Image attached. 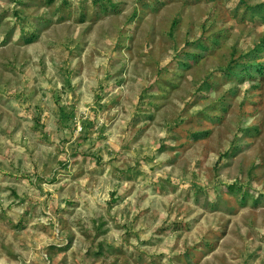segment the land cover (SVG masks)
<instances>
[{
	"label": "rangeland",
	"instance_id": "obj_1",
	"mask_svg": "<svg viewBox=\"0 0 264 264\" xmlns=\"http://www.w3.org/2000/svg\"><path fill=\"white\" fill-rule=\"evenodd\" d=\"M260 68L264 0H0V264H264Z\"/></svg>",
	"mask_w": 264,
	"mask_h": 264
},
{
	"label": "trees",
	"instance_id": "obj_2",
	"mask_svg": "<svg viewBox=\"0 0 264 264\" xmlns=\"http://www.w3.org/2000/svg\"><path fill=\"white\" fill-rule=\"evenodd\" d=\"M259 70H260V73H264V68H260ZM233 188H234V186L231 187V189H233Z\"/></svg>",
	"mask_w": 264,
	"mask_h": 264
}]
</instances>
